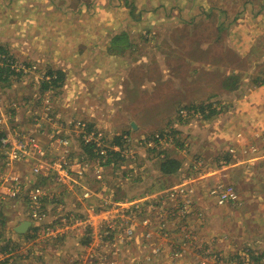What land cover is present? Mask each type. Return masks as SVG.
Wrapping results in <instances>:
<instances>
[{"label": "rangeland", "instance_id": "rangeland-1", "mask_svg": "<svg viewBox=\"0 0 264 264\" xmlns=\"http://www.w3.org/2000/svg\"><path fill=\"white\" fill-rule=\"evenodd\" d=\"M122 34L127 41L114 44ZM0 47L1 70L23 71L10 74L11 86L0 82V131H34L43 147L52 129L59 139L77 136L79 121L109 146L123 137L124 158H116L108 187L87 205L136 201L140 208L133 221L138 235L129 244L99 240L93 226L54 239L30 219L25 198H7L0 184V264H264V254L252 258L249 251L264 253V168L234 166L238 159L229 152L232 138L264 131V0H0ZM50 69L66 76L45 95L40 83ZM217 145L216 160L204 156ZM165 153L183 169L161 173ZM5 156L1 147L0 176L18 172L57 197L49 229L63 223L58 205L66 213L84 206L80 188L70 193L36 180L35 160L8 166ZM96 161L77 182L102 186L93 178ZM228 161L234 168L227 181L241 201L219 206L209 193L216 183L205 175L215 162L230 167ZM179 184L194 190L195 206L169 211L167 191ZM163 203L164 215L157 211ZM22 218L31 222L24 234L16 231Z\"/></svg>", "mask_w": 264, "mask_h": 264}, {"label": "built area", "instance_id": "built-area-1", "mask_svg": "<svg viewBox=\"0 0 264 264\" xmlns=\"http://www.w3.org/2000/svg\"><path fill=\"white\" fill-rule=\"evenodd\" d=\"M21 69L24 70V68ZM18 71H20L19 68ZM36 122L39 123V120H36ZM46 122L51 124L52 119L48 118ZM74 128L78 133L77 136L64 139L57 138L60 137L58 130H56L57 128L52 129L50 132L47 130L50 133L48 147H43L37 138L30 135L34 131L23 132L11 130V132L1 139V142L6 149L5 157L8 166L13 164H28L35 160L36 163L30 168L32 178L36 180H38V177L47 179L48 181L63 186L70 193L75 192L77 187L80 188L82 194L79 201L84 204L81 210L71 213L67 210L68 212L66 213V206L58 205V210L62 213L63 223L58 227L49 229L50 226L47 224L46 218L51 212V209H53L57 197L45 186H41L40 184L30 186L31 183L28 182L30 180L29 177L27 178L18 172H15V174L3 172L5 174L0 176V184L6 186L4 195L10 199H17L16 197L25 198L30 219L34 223H37L39 227L42 226L45 231L49 232L46 235L47 237L54 239L63 238L70 232L85 230L93 226L92 230L95 229L100 235L99 240L107 239L114 243V246L129 244L138 235L136 234V226L133 225L135 214L137 213L136 210L140 212L136 201L124 203L127 201L111 200L105 202L103 200L99 201L98 204L94 201L91 202L92 204L87 205V202L91 201L90 199L98 200V194H100L102 187H108L106 183V172L109 169H113L116 165L115 161L117 156L114 157V152H118L117 154L124 158L122 152L119 151L121 147L116 146L117 144H114L115 146H109L105 143L99 131L90 125L87 126L83 122L79 121L75 123ZM158 139H160L159 136L156 137L155 141ZM56 144L62 149L60 151L61 153L56 152ZM157 150L160 151V148ZM251 151L256 152V148L253 147ZM164 156L166 155L163 154L162 158ZM91 159L97 160L94 166L96 173L93 175V178L96 182L102 184L99 189H92L85 179L80 182L76 181L77 178L85 177L90 167ZM110 159L112 160L109 161ZM194 163L196 162L194 161ZM197 163L200 167L204 161L201 159ZM223 168L227 167L223 164ZM190 192L194 193V190L186 188L185 184H179L169 188L166 194V200L172 202L173 205L168 210L178 211L179 209L185 210L186 208L188 211L190 208L193 209L195 203L191 196L193 193L190 195ZM209 193L219 206L227 204L236 205L241 201L233 184L223 179H219L209 190ZM99 199L102 198L100 197ZM165 203L160 206L161 208L159 207L160 209L157 208V211L163 215L167 211ZM174 203L177 204L174 205ZM153 209L152 207H148L146 210L152 211ZM75 213L79 214L76 215ZM150 237L151 235L148 234L147 238ZM158 252L159 249H156L153 254ZM175 255L178 256V253H175ZM96 260L97 264H117L115 262H109L106 259Z\"/></svg>", "mask_w": 264, "mask_h": 264}, {"label": "crops", "instance_id": "crops-1", "mask_svg": "<svg viewBox=\"0 0 264 264\" xmlns=\"http://www.w3.org/2000/svg\"><path fill=\"white\" fill-rule=\"evenodd\" d=\"M249 128H252V127L249 126ZM250 130H251V136L240 135L239 137L237 136L236 138L235 137L232 138L233 140L235 139V144H234V148H229V152H231L230 155H231L232 159L233 158L238 159V162L235 163V165H234L233 161H228V163H230V167H227L225 169H219L221 167H218V164L215 162L213 167H211V171H209V173H207L205 175V176H208V178L211 177V179L209 178L211 185H213V183L218 182L219 179H223L226 181L229 180L230 177H229V174L227 173V171H229L228 169H230V170L233 169L234 166H244V167H248V168L258 167L261 170H262V168H264V138H263L264 136L261 137L260 139L258 137V135L264 131H262V132L258 131L256 133V132H254L255 130H253V129H250ZM220 133H222V134H219L217 136V137H219V139L221 137H225L224 132H220ZM217 143L222 144V145L225 144V143H223L222 140H219ZM253 147L256 148V152L251 151V149ZM247 150H249V154H247L245 152ZM221 151H222V149H220L219 146L217 145L216 149L210 148V149H208V153L206 150L203 153H205L204 156H206L207 158H210V160L213 159L210 155H213V157L216 160L217 152L221 153ZM220 165H221V161H220ZM182 169H183V167L179 171H181ZM221 173L224 175H221ZM204 205H205V207H208L207 202H204ZM219 209H220V207H217L218 212L216 214H219V212H220ZM261 211H262V209H261ZM231 214H232V211L226 215H223L222 220ZM217 217L218 216H215L214 218H217ZM22 221H24V219ZM22 221H20V222L22 223ZM33 264H36V263L33 262Z\"/></svg>", "mask_w": 264, "mask_h": 264}, {"label": "trees", "instance_id": "trees-1", "mask_svg": "<svg viewBox=\"0 0 264 264\" xmlns=\"http://www.w3.org/2000/svg\"><path fill=\"white\" fill-rule=\"evenodd\" d=\"M125 41H127V37L125 34H122V35L115 36L113 42H114V44H117V43L121 44L122 42L124 43ZM0 50H2L1 47H0ZM1 53H4V51H2ZM10 67L11 66H7L5 68V70L4 69L1 70V68H0V82L7 83V86H11V83L9 82L10 74H12V75L16 74V75L20 76L23 72V71L14 72V70ZM65 76H66L65 73L60 71V70H52V69L48 70L45 73L44 78L41 80V83H40L42 93L43 94L45 93V95H46V93L49 92L52 87L59 88L62 85V83L65 79ZM202 111L204 112L203 109H202ZM213 112L214 111H212L211 113H213ZM50 113L52 114V112H50ZM50 116L51 115H49V117ZM90 126H92V125H90ZM6 135H7V130L3 129L0 131V148L3 147L1 139L3 137H5ZM117 141L118 142H115V144L122 147L123 141H124L123 137L117 138ZM117 153L118 152H114V157L119 156L118 158H120V155ZM111 160L112 159H110L109 161H111ZM180 168H181V162L174 157H170V156L166 155L161 160L160 170L164 175L175 174L180 170ZM16 198L18 199L19 197H16ZM58 239H60V238H58ZM249 251L253 254L252 258H259L258 256H263L262 254H264L263 252H259L258 254L254 255V251H251V250H249Z\"/></svg>", "mask_w": 264, "mask_h": 264}, {"label": "water", "instance_id": "water-1", "mask_svg": "<svg viewBox=\"0 0 264 264\" xmlns=\"http://www.w3.org/2000/svg\"><path fill=\"white\" fill-rule=\"evenodd\" d=\"M133 128H136V124L133 123ZM31 222L29 221H24L17 229L16 231L20 234H24V232L27 231L28 227L30 226Z\"/></svg>", "mask_w": 264, "mask_h": 264}, {"label": "clouds", "instance_id": "clouds-1", "mask_svg": "<svg viewBox=\"0 0 264 264\" xmlns=\"http://www.w3.org/2000/svg\"><path fill=\"white\" fill-rule=\"evenodd\" d=\"M264 138V137H263ZM165 155H167V153H165Z\"/></svg>", "mask_w": 264, "mask_h": 264}, {"label": "bare ground", "instance_id": "bare-ground-1", "mask_svg": "<svg viewBox=\"0 0 264 264\" xmlns=\"http://www.w3.org/2000/svg\"><path fill=\"white\" fill-rule=\"evenodd\" d=\"M203 98V97H202Z\"/></svg>", "mask_w": 264, "mask_h": 264}]
</instances>
